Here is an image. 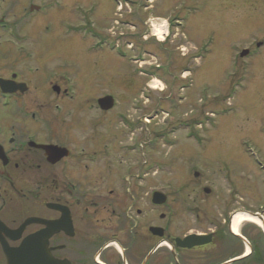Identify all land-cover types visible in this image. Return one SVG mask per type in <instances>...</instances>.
<instances>
[{
    "label": "rangeland",
    "instance_id": "1",
    "mask_svg": "<svg viewBox=\"0 0 264 264\" xmlns=\"http://www.w3.org/2000/svg\"><path fill=\"white\" fill-rule=\"evenodd\" d=\"M19 1L2 3L12 22L22 16ZM50 1L33 0L41 11L21 23V32L33 36L25 41L33 44V62L0 55V75L15 72L33 84L34 130L49 124L46 134L73 151L84 147L91 152L107 144L120 162L119 171L124 159L132 155L138 161L143 155L141 163L133 164L142 167L151 190L166 196L169 225L177 235L204 232L202 215L209 217V207L220 211L216 203L225 201L249 214L264 210V44L256 47L264 43V0H128L133 5L118 0L123 8L116 15L111 0H57L53 7ZM163 19L173 23L175 37L161 44L149 35L157 26L166 33ZM88 22L112 36L117 57L106 51L87 56L82 52L87 42L63 35L67 25L83 30ZM5 42L10 43L0 32L3 49L16 55ZM242 50H249L246 58L239 57ZM162 53L172 55L168 74L147 68L161 65ZM29 66L39 72L28 73ZM59 69L75 73L74 100L52 91L64 83ZM140 90L148 99L134 111L130 100ZM106 96L113 97L114 105L98 113L95 100ZM26 102L31 104V98ZM143 115L148 126L142 121L134 125ZM121 117L130 123L126 128ZM127 147L133 148L130 153ZM191 207L201 219L195 220Z\"/></svg>",
    "mask_w": 264,
    "mask_h": 264
},
{
    "label": "flooded vegetation",
    "instance_id": "2",
    "mask_svg": "<svg viewBox=\"0 0 264 264\" xmlns=\"http://www.w3.org/2000/svg\"><path fill=\"white\" fill-rule=\"evenodd\" d=\"M56 1L48 4L53 7L52 2ZM4 2L0 0V32L10 41L5 43L16 55L7 54L2 44L0 55L9 60L13 57L19 60L20 56L33 62V44L25 43L28 39L32 41L33 36L21 32V23L33 19V12H40L41 8L33 5V0H25V3L20 0L17 4L22 11L21 19L12 22L7 19L9 15L5 16ZM60 7L61 3L57 4V8ZM171 23H168L164 42L175 37L171 34ZM69 25L66 28H70ZM87 25L83 30L70 28V32L63 26V35L65 38L78 36L80 41L87 42L82 48L87 56L106 51L117 57L112 36L89 22ZM77 47L80 50V46ZM161 47L159 44L160 51ZM162 55L163 63L156 68L168 74L172 55ZM31 66L28 73L39 72ZM81 69L86 73L84 65ZM59 70L65 74L60 76L64 83L52 77L61 84L50 83L52 91L56 95L62 92L60 95L64 98L74 100L75 73ZM28 98L31 104L26 102ZM147 99L140 90L130 100L131 106L136 104L131 109L136 111ZM99 100H95L96 111L108 113L111 109L102 110ZM32 107L33 84L20 79L15 72L8 77L0 75V264H264V210L249 214L230 208L225 201L216 203L213 206H218L220 211L209 207V217L202 215L204 232L189 230L177 235L169 225L171 210L168 212L167 207L170 206L166 201L163 205L151 203L148 180L144 178L142 167L133 164L141 163L143 155L138 161L132 155L128 162L123 158L119 171L120 162L113 158L107 144H98L99 148L91 152H85L84 147L73 151L46 134L51 132L49 124H41L47 129L42 126L41 130H34L37 114ZM75 116L77 118V114ZM121 118L124 128L125 124L130 125L125 117ZM143 118L144 115L134 125L141 121L145 124ZM37 146H55L61 150L62 157L48 159ZM131 149L127 147L126 151L130 153ZM91 167L98 171L92 173ZM55 168L59 169V176L51 171ZM90 171L94 181L90 179ZM195 209L189 210L195 212V220L201 219ZM238 213L256 217L263 227L243 222L238 224L234 234L231 223ZM193 234L202 239H185Z\"/></svg>",
    "mask_w": 264,
    "mask_h": 264
},
{
    "label": "water",
    "instance_id": "3",
    "mask_svg": "<svg viewBox=\"0 0 264 264\" xmlns=\"http://www.w3.org/2000/svg\"><path fill=\"white\" fill-rule=\"evenodd\" d=\"M33 9H34V7H33ZM246 55H247V51H243L240 54V57H244ZM98 106L102 110L107 111V110L111 109L113 106L112 99L109 97L100 99L98 101ZM37 147L44 152L45 157H47L48 159L56 158V160H58L59 158L62 157V154L60 152L61 150L55 146H37ZM197 176H198L197 174H194V177H197ZM204 192L206 194L209 193V191L206 189L204 190ZM165 201H166V197L160 193H154L152 195V203L153 204L163 205L165 203ZM28 222L30 223L31 221H28ZM185 239H202V238L199 236L192 235V236H188Z\"/></svg>",
    "mask_w": 264,
    "mask_h": 264
},
{
    "label": "bare ground",
    "instance_id": "4",
    "mask_svg": "<svg viewBox=\"0 0 264 264\" xmlns=\"http://www.w3.org/2000/svg\"><path fill=\"white\" fill-rule=\"evenodd\" d=\"M157 27L154 28L155 37L158 40H162L164 33L161 32L160 27H158V28ZM154 88L155 87H152V89H154ZM243 222L252 223L258 227H263V224H261L259 219H257L256 217L250 216L247 214L238 213L235 215V217L233 218L232 223H231V230L234 232V234H236V232H237L238 224L243 223Z\"/></svg>",
    "mask_w": 264,
    "mask_h": 264
}]
</instances>
